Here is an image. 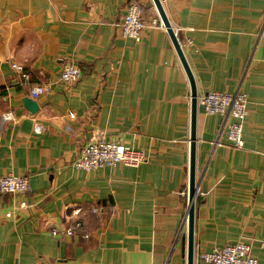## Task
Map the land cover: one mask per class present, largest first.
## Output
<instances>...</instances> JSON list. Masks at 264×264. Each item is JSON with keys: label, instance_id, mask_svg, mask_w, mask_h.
<instances>
[{"label": "crops", "instance_id": "0c3cea01", "mask_svg": "<svg viewBox=\"0 0 264 264\" xmlns=\"http://www.w3.org/2000/svg\"><path fill=\"white\" fill-rule=\"evenodd\" d=\"M133 1L162 21L154 0H0V175L30 183L0 193V264H188L192 87L166 27L123 36ZM161 1L198 100L248 97L243 147L198 101L195 264L238 242L263 263L264 0ZM67 63L82 71L74 83L61 80ZM38 85L33 114L23 98ZM98 132L148 161L76 169Z\"/></svg>", "mask_w": 264, "mask_h": 264}, {"label": "built area", "instance_id": "2783aa9c", "mask_svg": "<svg viewBox=\"0 0 264 264\" xmlns=\"http://www.w3.org/2000/svg\"><path fill=\"white\" fill-rule=\"evenodd\" d=\"M122 34L126 38L140 41L145 29L160 27L165 28L162 21L151 17L148 21L144 8L133 1L120 23ZM18 70L21 66L14 65ZM82 74L80 67L74 63H67L61 71V80L66 83L76 82ZM25 79L28 74L22 73ZM44 85L34 86L31 90L32 98H38L46 93ZM199 105L206 114L220 115L224 118L223 129L227 128L228 139L237 147L244 146L243 130L249 114L248 97L245 93L222 91H208L199 98ZM6 120H12L11 113L5 114ZM43 131L40 125L34 126V132L40 134ZM148 161V157L139 150L129 147L122 142L108 140L103 132H98L92 141L82 149L80 155L74 161V167L78 170L93 171L104 167H116L120 165L137 167ZM30 188L29 179L26 176L14 174L0 175V193L20 194ZM79 212H75L77 216ZM81 226L77 222L69 228L68 233L73 234L75 229ZM87 236V235H86ZM264 247V241L262 242ZM199 259L204 264H264L260 263L252 255V245L247 242L227 244L216 247L211 251L200 252Z\"/></svg>", "mask_w": 264, "mask_h": 264}, {"label": "water", "instance_id": "95a60500", "mask_svg": "<svg viewBox=\"0 0 264 264\" xmlns=\"http://www.w3.org/2000/svg\"><path fill=\"white\" fill-rule=\"evenodd\" d=\"M159 15L167 28L184 68L188 74L190 84L192 87V114H191V157H190V180H189V210H188V264H195V241H194V222H195V196L197 193L196 182V138H197V113H198V93L196 89V82L182 46L178 40L176 32L171 25V22L165 12L161 0H154ZM24 105L33 114H36L40 105L36 99L31 97L23 98Z\"/></svg>", "mask_w": 264, "mask_h": 264}]
</instances>
